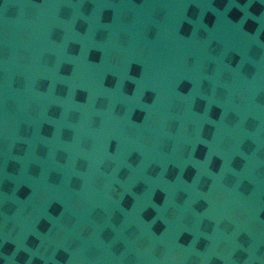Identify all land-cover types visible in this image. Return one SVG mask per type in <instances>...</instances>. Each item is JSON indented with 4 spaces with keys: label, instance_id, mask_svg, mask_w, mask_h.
Returning <instances> with one entry per match:
<instances>
[{
    "label": "water",
    "instance_id": "95a60500",
    "mask_svg": "<svg viewBox=\"0 0 264 264\" xmlns=\"http://www.w3.org/2000/svg\"><path fill=\"white\" fill-rule=\"evenodd\" d=\"M0 264H264V0H0Z\"/></svg>",
    "mask_w": 264,
    "mask_h": 264
}]
</instances>
